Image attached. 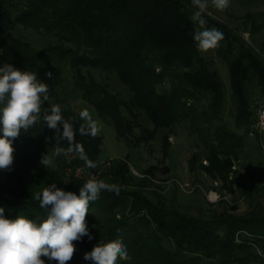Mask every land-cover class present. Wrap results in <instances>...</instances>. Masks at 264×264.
<instances>
[{
    "label": "trees",
    "instance_id": "1",
    "mask_svg": "<svg viewBox=\"0 0 264 264\" xmlns=\"http://www.w3.org/2000/svg\"><path fill=\"white\" fill-rule=\"evenodd\" d=\"M197 10L192 0H0V66L9 63L34 72L47 84L49 99L42 105L41 117L44 108L59 104L63 116L73 118L78 129L83 121L70 105L69 97H74L91 104L114 125L119 138L127 141H148L162 129L172 131L183 124L207 146L210 164L203 168L212 174L220 170L227 174L243 149L244 134L252 130L256 90L264 98V44L259 49L244 40L239 29L203 14L204 28L215 27L224 34L218 55L230 68L235 123L244 129L242 134L225 122V84L214 60L203 56L193 39L201 31L192 19ZM17 24L44 32L50 41L43 48L35 47L13 33ZM263 26L264 22L254 18L253 32ZM87 68L116 74L128 87V98L86 74ZM49 72L51 77L46 75ZM167 78L171 86L166 88L162 84ZM202 100H206L204 105ZM59 127L62 132L63 126ZM137 128L140 134H135ZM54 137L55 130L41 121L27 132L21 130L12 141L14 165L3 169L0 178V207L8 218L44 219L49 211L29 192L22 166L77 195L85 181L67 185L68 170L82 166L99 171L98 166L86 167L75 153L70 161L62 155L49 156L53 167L43 166L41 157L50 155L52 147H68L66 140L56 142ZM163 138L167 150L168 133ZM76 140L97 165L104 136L77 132ZM125 157L116 158L104 174L109 184L118 186L119 194L102 190L99 199L90 202L86 224L93 238L85 235L73 242L76 251L68 264H92L84 254L101 240H119L126 246L131 258L118 260V264H264L263 210L252 212L251 217H194L139 190L141 183L129 167L130 155ZM242 230L254 241L244 237L238 242ZM256 243L262 255L255 251ZM42 259L45 264H57Z\"/></svg>",
    "mask_w": 264,
    "mask_h": 264
},
{
    "label": "rangeland",
    "instance_id": "2",
    "mask_svg": "<svg viewBox=\"0 0 264 264\" xmlns=\"http://www.w3.org/2000/svg\"><path fill=\"white\" fill-rule=\"evenodd\" d=\"M213 18L221 20L231 28L239 29L240 35L249 44L261 48L264 44V26L253 32V20L264 22V0H230L226 11H219L209 3L206 11ZM202 31L203 28L200 27ZM13 33L30 41L35 47L43 48L50 37L42 31H36L17 24ZM219 42V47L221 46ZM219 47L203 52V56L214 60V67L221 74L227 90V105L225 122L229 128L244 134L243 128H238L235 123V102L231 98V74L229 65L218 55ZM85 73L92 75L101 84L116 92L120 97L128 98L129 89L114 73L103 72L93 68L85 69ZM171 79L167 78L162 86L170 87ZM253 100L255 112L258 103L264 105V98L258 95ZM72 108L80 112L87 109L93 119L102 125L100 134L104 136L101 159L97 166L99 171H89L85 167H72L65 177L67 185L80 180H103L106 169L114 163L116 158H126L130 155L129 167L136 175L137 182L141 183L139 190L159 203H167L170 207L180 209L194 217L204 219L220 218L222 215L231 214L239 217H251L252 212L264 211V132L262 134L245 133V144L240 151L239 158L231 172L223 174L220 170L212 174L203 168L209 165L206 158L207 146L197 133L183 125H176L171 130L162 129L153 139L148 141L135 138H119L112 123L101 118L94 107L81 98H70ZM69 101V100H68ZM206 100H202L204 105ZM168 133L169 147L164 148V136ZM135 134H140L139 128ZM54 147L50 149V157H55ZM128 153V154H127ZM64 156V155H62ZM68 161L73 160L72 154L64 156ZM113 162V163H112ZM14 165V163L12 164ZM195 166L194 169H192ZM71 167V166H70ZM31 168L22 166V171L29 182V192L35 196L47 187L49 183L45 177L35 176ZM150 170V171H148ZM0 169V178H2ZM148 171V172H146ZM251 236L247 231L237 234V241L242 242L244 237ZM250 240H253V237ZM255 251L262 255L258 243L254 244Z\"/></svg>",
    "mask_w": 264,
    "mask_h": 264
},
{
    "label": "clouds",
    "instance_id": "3",
    "mask_svg": "<svg viewBox=\"0 0 264 264\" xmlns=\"http://www.w3.org/2000/svg\"><path fill=\"white\" fill-rule=\"evenodd\" d=\"M198 10L192 19L198 21L202 31L194 33L199 51L219 47L224 34L215 27L204 28L206 20L203 14L209 3L219 11H226L230 0H192ZM51 77V73H47ZM49 88L46 83L37 79L34 72L22 71L6 63L0 66V169H10L14 160L12 141L19 136L21 130L28 129L37 123L46 122L49 129L55 130L54 139L66 140L68 147L56 146L54 155L68 156L77 154L88 168H95V162L89 159L82 143L76 140L77 132L81 136L95 138L101 131L102 125L93 119L91 113L85 109L79 112V119L83 121L76 129L73 118H65L62 107L52 104L50 109L42 105L48 101ZM60 125L63 126L61 132ZM40 163L46 168L53 167V161L48 153L41 157ZM102 190L114 191L119 194L115 184L103 180L89 179L80 187L79 194L66 191L51 183L35 194L41 208L49 209L44 219H30L18 215L15 219L5 216V209L0 207V264H45L42 257L57 264H68L76 251L74 241H79L87 235L91 236L86 224L90 202L99 199ZM85 260L92 264H118V260H128L126 246L119 240L107 243L101 240L90 252H85Z\"/></svg>",
    "mask_w": 264,
    "mask_h": 264
},
{
    "label": "built area",
    "instance_id": "4",
    "mask_svg": "<svg viewBox=\"0 0 264 264\" xmlns=\"http://www.w3.org/2000/svg\"><path fill=\"white\" fill-rule=\"evenodd\" d=\"M262 103L257 104L255 110V120L252 125V130L250 134H262L264 132V105Z\"/></svg>",
    "mask_w": 264,
    "mask_h": 264
}]
</instances>
